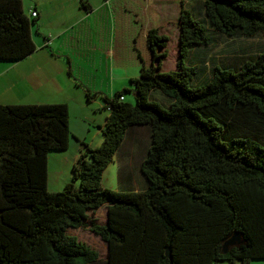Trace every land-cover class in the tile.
Masks as SVG:
<instances>
[{
  "label": "trees",
  "instance_id": "16d2710c",
  "mask_svg": "<svg viewBox=\"0 0 264 264\" xmlns=\"http://www.w3.org/2000/svg\"><path fill=\"white\" fill-rule=\"evenodd\" d=\"M200 9L207 26L180 9L175 69L161 70L169 37L151 28L152 64L142 63L131 87L111 97L86 88L109 112L99 145L71 133L66 103L0 104V264H100L83 230L106 242L105 264L264 259V50L212 65L207 52L219 37H264V0H202ZM33 17L22 0H0V61L36 49ZM141 127L146 181L103 187L105 169ZM71 137L83 146L71 181L50 191L48 155Z\"/></svg>",
  "mask_w": 264,
  "mask_h": 264
},
{
  "label": "crops",
  "instance_id": "0c3cea01",
  "mask_svg": "<svg viewBox=\"0 0 264 264\" xmlns=\"http://www.w3.org/2000/svg\"><path fill=\"white\" fill-rule=\"evenodd\" d=\"M167 1L169 5L164 0L23 3L30 17L32 10L37 12L33 17L37 22L32 26L36 49L23 59L0 61V104L66 103L69 112L71 105L73 109H82L79 123L72 121L69 113L70 131L91 146L99 145L109 112H104L101 122L97 114L101 107L105 109V102L99 96L89 100L86 88L111 97L120 91L116 86L120 81L122 89L131 87L130 81L139 76L142 63L149 65L153 61L148 45L149 29L158 28L160 34L170 30L173 39H179L180 9L188 8L191 0ZM80 127L87 133L81 134L82 137ZM75 139L66 149L48 155L50 191L60 189L68 181L67 170L72 169L83 148Z\"/></svg>",
  "mask_w": 264,
  "mask_h": 264
},
{
  "label": "rangeland",
  "instance_id": "374dc122",
  "mask_svg": "<svg viewBox=\"0 0 264 264\" xmlns=\"http://www.w3.org/2000/svg\"><path fill=\"white\" fill-rule=\"evenodd\" d=\"M30 0H22V4L25 2H28ZM51 1V0H50ZM170 1V0H169ZM176 1H172L174 3ZM202 0H191L189 3V6L187 9L191 10L196 17L200 18L203 23L207 26L205 21L207 18H203L201 16L202 10L200 9ZM166 5H169V2L167 0H164L163 2ZM171 5V4H170ZM177 8V3L174 4ZM24 7V6H23ZM26 12V10L24 9ZM27 13V12H26ZM31 16H33L31 14ZM203 18V19H202ZM35 32V30H34ZM170 39L167 46V56L165 58V61L163 63V71L165 69H175L176 68V62H177V52H178V39L177 37L174 38L173 32L170 30L165 31ZM217 44L209 49L207 51L210 56H212V60L208 59V63L210 65L213 64V62H221V60L227 58L229 55L234 54L236 52L237 54L240 53V51L245 52H259L261 50H264V37L263 36H254L251 38H244V37H237V38H227V37H219V39L216 40ZM235 51L230 52V50L234 49ZM201 51V50H200ZM203 53V51H202ZM241 54V53H240ZM204 56V55H202ZM192 58H189V62H193ZM122 80V79H121ZM122 81L117 83L116 86L121 90L122 89ZM77 85H81L80 83H77ZM116 90V91H117ZM115 91V92H116ZM97 97V96H96ZM95 97V98H96ZM101 97V96H99ZM131 99L132 96L130 94H127V99ZM103 103V101H102ZM92 104H95L94 102ZM100 113L97 114L98 119L103 122L104 120V112H106V108H100ZM82 109L76 108L73 109V106L71 105L70 108V114L72 116V121L76 120V123H79L78 114L81 112ZM108 111V110H107ZM80 126V125H79ZM81 134H87L86 131L80 127ZM86 129V128H85ZM139 132L136 134V137L126 140V142H123V150L120 151L119 156H117L116 160L111 162L107 168L105 169L103 176H102V186L113 189V190H129V189H139L141 188L143 181H146L145 176L141 172L140 168V162L142 160V157L145 152V141H147V138L149 137V134H147V129L145 128H139ZM85 132V133H83ZM88 136H90L88 134ZM78 138V137H77ZM136 138V139H135ZM74 137L70 138L71 143H73ZM75 141H78L75 139ZM102 142V141H101ZM73 145V144H72ZM121 146V147H122ZM53 163V162H52ZM51 163V164H52ZM52 168H50L51 170ZM67 173L70 174L68 177V181H71L72 177V169L67 170ZM52 175V172H51ZM143 180V181H142ZM66 182V183H67ZM64 186V185H63ZM62 186V187H63ZM61 187V188H62ZM60 188V189H61ZM59 190V189H58ZM96 216L101 220L104 219L107 216V208L105 206L101 207L97 213ZM80 234V237L82 239H86L91 245H93L95 248H97L101 255V263L105 264L106 259H108V247L106 242H104L99 236L94 235L93 233L83 230L78 231ZM220 264H231V262L225 260L221 261ZM249 264H264V259H257V260H251Z\"/></svg>",
  "mask_w": 264,
  "mask_h": 264
},
{
  "label": "water",
  "instance_id": "95a60500",
  "mask_svg": "<svg viewBox=\"0 0 264 264\" xmlns=\"http://www.w3.org/2000/svg\"><path fill=\"white\" fill-rule=\"evenodd\" d=\"M238 239H239V235L237 233H235L227 241H225L224 247H226L229 244H234Z\"/></svg>",
  "mask_w": 264,
  "mask_h": 264
},
{
  "label": "built area",
  "instance_id": "2783aa9c",
  "mask_svg": "<svg viewBox=\"0 0 264 264\" xmlns=\"http://www.w3.org/2000/svg\"><path fill=\"white\" fill-rule=\"evenodd\" d=\"M31 14H32L33 16H35V15L37 14V12H36L35 10H32V11H31Z\"/></svg>",
  "mask_w": 264,
  "mask_h": 264
}]
</instances>
